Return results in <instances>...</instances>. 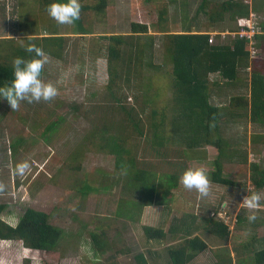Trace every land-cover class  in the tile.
Wrapping results in <instances>:
<instances>
[{"label":"rangeland","instance_id":"obj_1","mask_svg":"<svg viewBox=\"0 0 264 264\" xmlns=\"http://www.w3.org/2000/svg\"><path fill=\"white\" fill-rule=\"evenodd\" d=\"M242 1L251 6L264 3V0ZM97 2L98 0H80L81 6ZM199 2L200 0L190 2L187 9L190 17ZM165 7L167 27L171 32L178 31L181 27L179 1L106 0L105 14L102 17L96 16L92 11H80L82 26L90 34L78 35L75 34L77 25L58 24L41 10L38 0H0V39H12L15 45L22 44L26 38H41L54 28H60L58 33L63 34L66 39L61 59L48 57L41 74L45 82H51L58 88L57 96L50 101H21L16 110L6 100L0 102V204L6 205L1 214L2 219L14 226L27 208H33L48 213V221L63 229V236L53 251L33 252L31 255H26L23 251L19 257L27 256L42 264H136L135 255L140 252L148 255L149 251L154 255L150 254V264H167L162 257L163 249L177 244L178 238L167 237L161 242L147 241L143 227L161 228L164 232H168L170 227L181 229L187 227V224H193L189 218L193 214L197 220L191 228L194 226L195 235L206 240L209 248L189 264H226L227 256H231V264L252 263L246 253L252 254L251 245L263 244L258 240L264 239V207L255 210L257 219L249 222L247 217L253 210H249L242 201L248 191H257L250 183V164H258L264 169V144L251 141L253 133L264 134V125L253 124L250 116L239 118L236 122H222L220 139L230 144L235 143L231 146L235 147L239 157L224 159L221 175L234 185H218L211 181L217 149L203 145L194 151H188L191 159L173 157H177L178 163H184V169L205 168L210 180L209 194L202 197L195 189H186L180 182L164 207H143L136 220L128 221L118 218L123 211V204L117 216L114 214L121 194L111 188V183L115 181L113 156L98 151L95 144L85 140L90 122L89 115L85 114L86 110L89 111L90 118L95 113L84 108L94 105L95 102H91L93 95L105 92L103 89L108 81L106 59L99 53V49L106 46L107 41L101 39V36H128L131 22L148 26V35L140 37L141 43L149 47L152 41L151 48L146 49L144 59L147 64L151 62L152 66L146 65L141 69L142 78L139 83L141 85L151 79L156 92L164 90L166 95L164 93L156 99L157 110L169 103L171 89L166 86L169 76L164 73V68H155L163 63L160 43L162 34L158 33L157 22L159 10ZM253 12L258 22L264 23V14ZM200 19L203 25L201 31H204L208 21L203 16ZM214 26L209 33L216 41L220 39L218 34L222 33L221 28L233 27L234 23L225 21ZM0 53L2 56L6 54L3 51ZM213 76L218 79L217 74ZM127 91L123 90V94L128 96L125 102L132 104L133 100ZM151 93L153 90H150L149 94ZM211 99L217 105L223 101L218 96ZM94 101H101V98ZM111 114L108 111L106 113ZM54 120H58L56 128L50 133H44L45 126ZM144 120L146 118L143 116ZM244 157L246 162L239 163ZM25 160L30 163V170L23 176L15 174V165ZM82 192L89 193L83 196ZM259 192L264 197V190ZM130 203L128 200V206ZM138 210L139 207L131 208L134 219ZM238 215L244 217V223L237 222ZM209 217L215 221L221 220L228 226L230 233L226 241L208 232L210 225L206 224V220ZM97 224H109L107 237L122 249L120 252L111 250L106 256L96 253L90 234L93 231L101 232L96 227ZM8 259L10 260L7 261ZM8 259H5L7 264H21L14 254Z\"/></svg>","mask_w":264,"mask_h":264},{"label":"trees","instance_id":"obj_2","mask_svg":"<svg viewBox=\"0 0 264 264\" xmlns=\"http://www.w3.org/2000/svg\"><path fill=\"white\" fill-rule=\"evenodd\" d=\"M170 1H179L181 27L178 31L171 32L166 25L167 7L159 10L157 29L162 34L160 43L163 63L159 67L155 66L156 69L164 68V73L169 76L166 85L171 89L169 103L157 110L156 99L165 93L164 90L156 92L151 79L147 83H139L142 78L141 69L146 65L152 66L151 62L147 64L144 60L146 49L151 48L152 41L149 47L141 43L140 37L148 35V26L131 22L128 36H101V39L107 41V45L103 46L104 49L100 48L99 53L106 59L108 81L103 89L105 92L93 95L91 102H95L94 105L84 108L95 113L90 118V113L86 110L85 114L89 115L90 122L85 140L95 144L98 151L113 156L115 181L110 182L111 188L121 194L114 214L117 216L123 204V211L127 213L122 211L118 218H125V221L136 220L143 207H164L178 189L179 178L185 170L182 168L184 163H178L177 157L191 159L188 151H194L203 145L217 149L211 181L218 185H234L221 175L224 159L239 157L235 147L231 146L235 143L230 144L220 139L222 122H236L239 118L250 116L253 124L264 125V23L260 24L261 33L255 38L258 52L252 59L249 58L247 42L243 40L226 39L222 44L218 39L214 43L209 41V32L215 24L225 21L234 23L233 27L221 28L220 32L232 31L238 18L247 17L252 10H258L256 4L251 6L242 0H200L190 17L187 10L189 4L197 0ZM49 2L50 0H38L43 12L48 13ZM105 8L106 0H98L94 5L81 6L80 11H92L96 16L102 17ZM202 16L208 21L204 31H201ZM74 25H77L75 34H90L82 26L81 18ZM43 29L46 32L45 27ZM59 30L60 28H54L46 36L29 37L24 43L16 45L12 39H0V52L6 53L5 56L0 53V85L12 80L15 57L27 60L35 55L26 51L28 43L41 47L49 58L60 60L66 39L63 34L58 33ZM213 74H217L218 79H210ZM124 89L128 90L132 104L125 102L128 96L123 94ZM150 90H153L151 95ZM217 90H220V95H224V103L221 102L223 104L220 105L211 101ZM99 98L101 101H94ZM107 111L112 113L111 116L106 115ZM143 116L146 118L144 121ZM57 122L58 120H54L48 123L44 133L52 132ZM251 141L264 144V134L253 133ZM170 145L173 147L170 148ZM245 162V157L239 160V163ZM249 167L250 183L255 190H264V169L258 164H250ZM87 193L89 192H82V195ZM128 200L129 203H134L128 206ZM132 207H139L135 219ZM5 208V204H0V240L21 241L25 248L36 251L51 252L55 249L63 236V229L48 221V213L27 208L17 224L11 226L1 219ZM189 218L195 225L196 215L190 214ZM236 220L238 223L245 222L242 215L236 216ZM193 224H187V227L181 229L170 227L168 232L144 226L143 234L147 241L161 242L179 232L178 243L164 248L162 257L167 264H189L209 248L206 240L195 235L194 226L191 228ZM206 224L210 225L209 233L227 240L230 230L221 220L215 221L209 217ZM96 227L101 232H91L90 238L99 256H106L111 250L115 253L122 250L108 239L109 224H97ZM258 241L263 244L251 245L252 254L246 256H250L252 264H264V239ZM150 254L153 255L149 251L148 255L145 252L136 254V264H150ZM230 257L227 256L226 264H231ZM24 264H29V260Z\"/></svg>","mask_w":264,"mask_h":264},{"label":"clouds","instance_id":"obj_3","mask_svg":"<svg viewBox=\"0 0 264 264\" xmlns=\"http://www.w3.org/2000/svg\"><path fill=\"white\" fill-rule=\"evenodd\" d=\"M80 0H50L47 12L58 24L71 25L80 15ZM28 39V38H27ZM26 39V40H27ZM26 51L35 53L31 59L15 57L13 59V78L4 85H0V100H6L13 110L19 109L21 101L28 103L41 100L50 101L58 95V88L51 82H45L41 78L42 70L48 60L44 50L34 43L26 45ZM30 163L25 160L15 165V174L23 176L30 170ZM180 182L189 190L195 189L200 196H207L210 191L208 173L203 167H189L180 176ZM264 197L259 191H252L243 198L244 204L249 210V222L257 219V212L264 207Z\"/></svg>","mask_w":264,"mask_h":264},{"label":"built area","instance_id":"obj_4","mask_svg":"<svg viewBox=\"0 0 264 264\" xmlns=\"http://www.w3.org/2000/svg\"><path fill=\"white\" fill-rule=\"evenodd\" d=\"M261 33L260 23L258 22L256 15L253 11L249 13L247 17L238 18L235 22L234 30L224 31L219 33L220 44L226 42V39H239L247 42V50L249 52V58L252 59L257 55V49L255 47V38ZM209 41L214 43L213 35L210 34Z\"/></svg>","mask_w":264,"mask_h":264},{"label":"crops","instance_id":"obj_5","mask_svg":"<svg viewBox=\"0 0 264 264\" xmlns=\"http://www.w3.org/2000/svg\"><path fill=\"white\" fill-rule=\"evenodd\" d=\"M256 6L258 7V10L256 12H260L261 14H264V8H263L264 7V3L261 4V5H258L257 4ZM0 16H1V13H0ZM210 79H215V78H214L213 75H211L210 76ZM237 92L238 91H235V93H237ZM220 94H221L220 93V90H217L215 96H218L221 99V101H222V97L223 96H221ZM222 102L224 103V101H222ZM0 166H1V164H0ZM1 219H2V216H1ZM171 237H172V239L178 238L179 237V232H176L175 234L171 235ZM23 251H24V253H26V255H31V253H33V252H41V253H44V251H36V250H32V249L25 248L22 245V242L21 241H15V240H0V264H7L5 262V259L7 260L11 256V254H14V256H16V258L18 257L19 261H21V264H24L26 260H29V264H42V263H40V262H38V261H36V260H34L32 258L31 259L30 258H27V256H25V258H23L21 256L19 257V255L23 254ZM248 254L249 253H246V255H248ZM9 260L10 259H8L7 261H9Z\"/></svg>","mask_w":264,"mask_h":264}]
</instances>
